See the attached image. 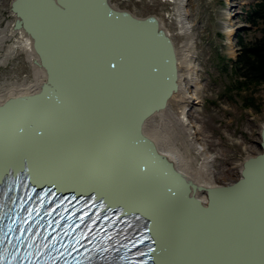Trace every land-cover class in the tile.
<instances>
[{
	"label": "bare ground",
	"instance_id": "6f19581e",
	"mask_svg": "<svg viewBox=\"0 0 264 264\" xmlns=\"http://www.w3.org/2000/svg\"><path fill=\"white\" fill-rule=\"evenodd\" d=\"M166 1L175 4L174 19L179 34L186 37L179 50L163 21L155 16L159 28L172 40L176 54V89L166 107L146 116L139 129L138 118L161 91H157L156 80H149V73L134 70L129 63L121 71L124 80L98 75L96 72L102 67L94 72L73 64L75 52L68 48L73 36L62 27L59 36L65 41H62L61 57L71 61L68 72L60 78L64 90L56 101L19 105L0 116V168L7 162L26 163L37 183L50 182L59 188L71 186L96 191L109 204L151 218L160 249L157 264H230L223 257V248L227 247L230 256V223L226 220L229 226L226 230L220 222V216L226 218L229 211L226 206L222 207L221 199L217 203L221 214L218 229L210 239L211 244L202 249L199 228L206 215L185 201L184 190L174 179L162 175L160 167H154L151 149L146 148L148 157H142L133 143L139 139V132L150 140L157 155L185 180L188 197L206 202L209 189L226 185L214 166V157L199 136L200 128L194 119L196 108L203 103L204 87L197 43L191 36L194 24L188 0ZM225 1L222 31L229 52L231 50L234 55L238 27L232 22L241 3L240 0ZM90 32L88 28L85 34L88 36ZM120 33L113 31L108 35L115 37ZM26 36L22 34L15 46L32 60L38 55L32 38ZM124 47L126 50L122 53L130 56L133 51ZM92 50L85 42L79 57L94 56ZM107 52L121 51L111 46L103 54ZM47 80L45 68L41 63L40 67L36 65L33 80L28 84L0 87L5 89H0V106L13 98L39 93ZM259 248L256 242L254 252L258 253Z\"/></svg>",
	"mask_w": 264,
	"mask_h": 264
},
{
	"label": "water",
	"instance_id": "95a60500",
	"mask_svg": "<svg viewBox=\"0 0 264 264\" xmlns=\"http://www.w3.org/2000/svg\"><path fill=\"white\" fill-rule=\"evenodd\" d=\"M12 11L17 17L16 29L24 30L32 38L34 50L47 72L48 80L39 93L6 101L0 106V116L19 105L56 101L58 94L62 93L64 88L60 78L68 72L67 68L71 63L61 57L62 41H65L59 36L62 27L73 36L68 44V48L75 52L73 64L94 72V69L102 67V70L96 72L98 75L124 80L121 71L129 63L134 70L149 73V80H156L157 91H161L157 92L156 99L138 118L139 129L146 116L166 107L176 89L175 48L165 30L159 28L155 16L138 18L129 11L116 9L110 0H15ZM88 28L91 32L87 36L85 32ZM127 29L141 33L132 34ZM113 31L121 33L115 34V37L109 36L108 32ZM85 42L93 48L94 56L79 57L83 53ZM111 46L119 48L121 52H107L104 55L103 51ZM124 46L133 51L130 56L122 53L126 50ZM138 140L149 146L155 164L163 170L162 175L174 179L184 190L185 201L206 215L199 228L200 248L204 249L211 244L210 239L218 229L217 224L221 222L226 230L230 226V256L228 247L223 248V257L230 264H264V127L260 134L261 152L244 160L241 177L237 181L209 189L206 202L188 197L185 180L157 155L153 143L140 132ZM243 196L246 200L242 199ZM220 199L222 207L226 206V211H229L226 218L224 215L220 216L217 204ZM143 217L151 221L149 233L155 236L153 221L147 216ZM226 220L230 223L228 227ZM260 238L263 243L258 240ZM256 242L260 244L258 253L254 252ZM157 245L159 246L158 239Z\"/></svg>",
	"mask_w": 264,
	"mask_h": 264
},
{
	"label": "rangeland",
	"instance_id": "374dc122",
	"mask_svg": "<svg viewBox=\"0 0 264 264\" xmlns=\"http://www.w3.org/2000/svg\"><path fill=\"white\" fill-rule=\"evenodd\" d=\"M236 8L233 24L236 31L234 55L229 52L227 39L221 22L225 20V0H188L191 20L194 24L192 35L197 43L198 62L201 64L200 78L204 87L203 103L196 108L194 119L200 128L199 136L206 143L214 157V166L226 184L241 177L242 163L248 157L261 152L259 147L261 130L264 127V84L248 88L238 87L232 66L239 50V37L250 41L260 35L247 22V12L255 0H240ZM6 3V2H5ZM121 10L129 11L138 18L157 16L171 33L176 47L180 50L185 36L179 34L174 19L175 4L166 0H110ZM1 18V17H0ZM13 19V18H11ZM4 22L1 24L3 25ZM24 62V58L22 59ZM27 71V72H26ZM0 78L26 77L32 73L22 65L16 75L4 74ZM28 79V80H29Z\"/></svg>",
	"mask_w": 264,
	"mask_h": 264
},
{
	"label": "trees",
	"instance_id": "16d2710c",
	"mask_svg": "<svg viewBox=\"0 0 264 264\" xmlns=\"http://www.w3.org/2000/svg\"><path fill=\"white\" fill-rule=\"evenodd\" d=\"M247 22L260 35L248 42L242 37L238 39L239 50L232 71L242 89L264 84V0H255L247 12Z\"/></svg>",
	"mask_w": 264,
	"mask_h": 264
},
{
	"label": "built area",
	"instance_id": "2783aa9c",
	"mask_svg": "<svg viewBox=\"0 0 264 264\" xmlns=\"http://www.w3.org/2000/svg\"><path fill=\"white\" fill-rule=\"evenodd\" d=\"M13 2L14 0H0V70L4 68V74H11L12 72H19L21 66L25 65L28 72H33V68L35 69L36 65L40 67L39 58L35 57L32 60H28L26 52L22 51L19 46H15L22 34L26 36L27 33L24 30L17 31L15 29V21L17 17L12 11ZM3 22L4 24L1 25ZM23 58L24 62H22ZM14 75L16 74L12 73V76ZM28 79L29 77H26V79L20 82L17 77L8 78L6 81H4L5 79L2 80L0 78V87L5 85L10 88L15 84H28L31 80H33V73L32 79ZM2 90L5 91V89Z\"/></svg>",
	"mask_w": 264,
	"mask_h": 264
}]
</instances>
